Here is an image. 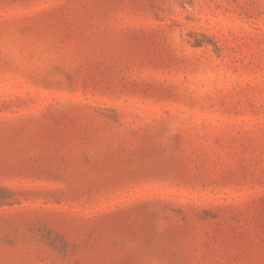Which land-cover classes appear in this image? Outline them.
<instances>
[{
    "label": "rangeland",
    "instance_id": "1",
    "mask_svg": "<svg viewBox=\"0 0 264 264\" xmlns=\"http://www.w3.org/2000/svg\"><path fill=\"white\" fill-rule=\"evenodd\" d=\"M0 264H264V0H0Z\"/></svg>",
    "mask_w": 264,
    "mask_h": 264
}]
</instances>
